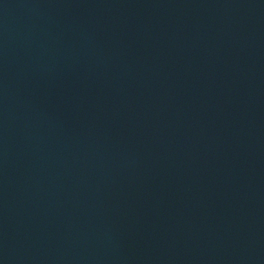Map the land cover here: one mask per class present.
Returning <instances> with one entry per match:
<instances>
[{
	"label": "water",
	"instance_id": "water-1",
	"mask_svg": "<svg viewBox=\"0 0 264 264\" xmlns=\"http://www.w3.org/2000/svg\"><path fill=\"white\" fill-rule=\"evenodd\" d=\"M0 264H264V0H0Z\"/></svg>",
	"mask_w": 264,
	"mask_h": 264
}]
</instances>
